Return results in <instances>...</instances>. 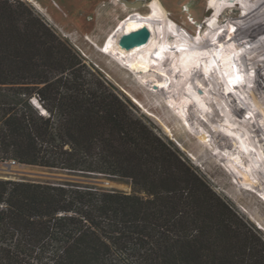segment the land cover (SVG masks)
<instances>
[{"label":"trees","instance_id":"1","mask_svg":"<svg viewBox=\"0 0 264 264\" xmlns=\"http://www.w3.org/2000/svg\"><path fill=\"white\" fill-rule=\"evenodd\" d=\"M9 159L132 191L0 178V264H264L259 230L24 0H0Z\"/></svg>","mask_w":264,"mask_h":264},{"label":"rangeland","instance_id":"2","mask_svg":"<svg viewBox=\"0 0 264 264\" xmlns=\"http://www.w3.org/2000/svg\"><path fill=\"white\" fill-rule=\"evenodd\" d=\"M24 1L67 40L87 64L97 69L112 83L121 96L128 98L137 111L146 116L163 136L172 141L190 163L192 156L200 162L214 182L195 166L198 171L264 237V229L257 226L260 224L264 227V157L262 156L264 95L259 93L253 84L256 80L264 89V46L261 45H264V32L259 26L250 27L256 22L259 23L258 19L246 26L243 30L244 34L240 35L248 48L255 53L254 57L258 60V64L253 65L248 63L249 58L244 47L240 46L233 37L221 41L210 50L207 48V41L214 40L216 33L230 34L228 28L233 24L234 18L232 17L230 22L227 17L229 14L223 11L230 0H203V6L204 1L207 2L206 8L202 7L200 10L204 11L203 15L198 14V18L183 17L188 26L190 25L189 34L196 46L193 50L184 49L179 55H176V51H168V49L175 45L183 47L182 42L174 43V40L167 37L162 39L161 36L157 37L159 34L151 36L153 31L148 27L141 28L149 30L148 39L130 48L121 46L120 39L118 40L111 33L98 30L104 40L113 43L110 49L103 51L102 47H97L80 30L75 20L69 19L72 15L71 11L85 0ZM153 1L150 0L149 8H141L139 11L148 10L163 14L162 10L156 11L157 5H152L155 3ZM229 4L234 6L233 12H238L242 21H246L250 14L259 12L260 8L242 0H234ZM258 4L262 6V2ZM87 5L90 6L89 3ZM121 25H125V19L121 20ZM160 44L163 45L162 51L153 50V47ZM135 56L148 58L149 65L146 71L132 67ZM200 56L212 57L214 62L220 65L222 71L218 69L212 72L215 73L214 76H220L221 80H224L223 84L219 86L214 82L211 84L213 75L202 70L204 61ZM161 68L171 70L174 80L166 86H161L160 90H155L152 85L163 79V71L161 73L159 70ZM144 73L152 74L151 78L149 76L143 81L141 76ZM247 82L250 88L245 86L244 83ZM183 118H187V121ZM257 130L262 134V138ZM204 135L206 141L202 139ZM243 140L247 146L242 151H238L236 144ZM251 151L257 157V163L246 156L247 152ZM11 160L13 159L0 162L1 179L47 183L70 181L88 184L102 190L132 191V185L128 180L101 174L69 173L56 168L18 162L12 164L17 166L13 171L23 174L10 173L11 171H5L10 165H5L3 162ZM247 172L253 177L251 185L245 184L244 173ZM219 186L229 195L219 191L217 189ZM239 207L246 210V213H242Z\"/></svg>","mask_w":264,"mask_h":264},{"label":"bare ground","instance_id":"3","mask_svg":"<svg viewBox=\"0 0 264 264\" xmlns=\"http://www.w3.org/2000/svg\"><path fill=\"white\" fill-rule=\"evenodd\" d=\"M154 1H155V3H152V5H154V4L157 5L156 11L159 12L162 10V12L164 11V13H163L164 15L154 13V11H152L153 12L152 13V12H149L148 10H143L141 12L139 11L141 8L146 9V7H148L150 5V0H85L82 3H80L74 10L71 11L72 15L69 17V19L75 20V22L78 25V27L80 28V30L84 34H86V36H88L90 41L92 43L96 44L97 47L98 46L102 47L103 51H107L108 49H110V46H112L113 43L104 40L102 37L103 35L100 34L99 31L102 30L103 32H105L107 34L111 33L112 35L116 36V38L119 40L124 35L130 34V33L137 31L143 27H148L149 29H151L153 31V35H151V36H156L157 34H159V35H157V37L161 36L162 39H165L167 37L170 40H174V43H179V42L181 43L182 42L183 47H179L178 45H175V46H173V48L168 49V51H171V50L176 51L177 52L176 55L181 54L184 49L185 50L186 49L187 50H193V48H195L196 44L189 34V30H190L189 26L190 25L188 26V24L184 21L183 17H186V16L187 17H197L198 14H200V13H202V15H203L204 11L201 12L200 10L202 7H203V9L206 8L207 2L204 1L205 3L203 6V0H179L178 2H174L173 0H154ZM230 1L227 2L228 5L226 4L224 6V10H223L224 12L229 14L227 17L229 18L230 22L232 20V17L234 18L233 24L231 25L230 28H228L230 31V34H228V33L227 34L216 33L214 40L210 41V39H209V41H207L208 42V44H206L207 48H208V50H210L211 48L216 46V44L220 43L221 41H226V40L231 39V37H233L235 40H237V42L240 44V46H243L244 49L246 50L248 58H249L248 63H252L253 65H257L258 60L254 57L255 53L252 52L248 48V46L244 42V39H242L240 37V35L244 34L243 30L246 28V26L251 25L252 21H254L256 19H258L259 23L256 22L253 26H250V27L255 28V27L259 26L260 28H262V32H264V23L262 24V22H264V21H262V19L264 18V0H242V2H251L255 6H260L259 12L250 14L248 16V18L246 19V21L240 20V16H239L238 12H236V11L233 12L234 6L230 5L229 3L233 2L234 0H232L231 2ZM259 2H262V6L258 4ZM85 3L86 4L89 3L90 6H88V5L86 6ZM238 4L239 3L237 2V9H239ZM160 6H162V7H160ZM194 13H195V15H194ZM122 19H125V25H121ZM185 45H186V47H184ZM261 45L264 46L263 44H261ZM162 48H163V45L160 44L155 48L153 47V50L162 51ZM166 58H164V59H166ZM200 58H202V60L204 61L202 70H206V72L213 75V77H212L213 80L211 81V84L213 82L216 83V85H218V86L220 84H223L222 82L224 80H221L220 76H218V77L214 76L215 73L213 74V72H212V70L218 71V69L221 68L220 65L218 63H215L212 57L206 56V58H204V57L200 56ZM259 62H260V60H259ZM148 65L149 64H148V58L147 57L135 56L133 59V62H132V67L137 68L139 70H142L143 72L146 71ZM159 70L161 73L163 71V79L161 78L160 81L158 80V82L156 84L152 85V88L155 90H160L161 86H166L168 83H171L174 80V75L171 72V70H169L168 68H163V69L161 68ZM217 74H218V72H217ZM221 75H222V73H221ZM149 76L151 78L152 74L144 73L141 77H142L143 81H146L149 78ZM251 83H253V82H251ZM244 84L246 87L250 88L248 82L244 83ZM253 84L255 85V88L259 91V93L264 95V89L261 87V85L256 80H254ZM154 85L157 86V88H154ZM221 97L223 98L222 95H221ZM36 103L37 102H34V104H36ZM35 106L37 108H39V105L36 104ZM41 113L45 114V112L42 109H41ZM183 119L186 120L187 118H183ZM257 131L259 132V135L262 138V134H260V131L259 130H257ZM238 133H239V131H238ZM202 139L205 140V135L202 136ZM263 141H264V138H263ZM249 145L253 146L252 144H249ZM246 146H247V144L243 140V142L241 141V142H238L236 144V149L238 151H242V149H244ZM255 149H256V147H255ZM246 156L249 157L253 162L256 161L257 157L254 156L252 151L247 152ZM262 156L264 157V154ZM190 161L194 166L199 168L207 177H209V179L211 181L214 182V179H212L209 176V173L205 170V168L201 165L200 162H198L193 156L190 158ZM256 163H257V161H256ZM16 168H17V166L10 165L9 167L5 168L6 169L5 171H11L10 173L23 174L22 172H14L13 170H16ZM244 176H245L244 177L245 184L251 185V182L253 181L252 180L253 177H250V172L244 173ZM217 189L219 191L229 195L224 188L219 186V187H217ZM239 210L242 213H246V210H244L242 207L241 208L239 207ZM257 226L261 229H264V227L260 224H257Z\"/></svg>","mask_w":264,"mask_h":264},{"label":"water","instance_id":"4","mask_svg":"<svg viewBox=\"0 0 264 264\" xmlns=\"http://www.w3.org/2000/svg\"><path fill=\"white\" fill-rule=\"evenodd\" d=\"M149 37V31L146 29H140L137 31H134L130 34L124 35L121 37L119 43L121 46L125 48H130L134 45H136L140 41H146ZM154 88H157V86L154 85ZM43 109L42 107L39 108L41 111ZM5 165H9V162H3Z\"/></svg>","mask_w":264,"mask_h":264},{"label":"built area","instance_id":"5","mask_svg":"<svg viewBox=\"0 0 264 264\" xmlns=\"http://www.w3.org/2000/svg\"><path fill=\"white\" fill-rule=\"evenodd\" d=\"M30 101H31V103L35 106L36 104L37 105H39V102H38V100H37V98L36 97H32L31 99H30ZM34 102H37L36 104H34ZM40 106V105H39ZM41 112V111H40ZM17 162L15 161V160H11L10 162H9V165H12V164H16ZM4 164V163H3Z\"/></svg>","mask_w":264,"mask_h":264}]
</instances>
